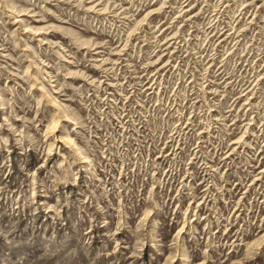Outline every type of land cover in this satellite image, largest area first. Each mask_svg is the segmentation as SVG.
I'll list each match as a JSON object with an SVG mask.
<instances>
[{"label": "rangeland", "instance_id": "obj_1", "mask_svg": "<svg viewBox=\"0 0 264 264\" xmlns=\"http://www.w3.org/2000/svg\"><path fill=\"white\" fill-rule=\"evenodd\" d=\"M0 264H264V0H0Z\"/></svg>", "mask_w": 264, "mask_h": 264}]
</instances>
